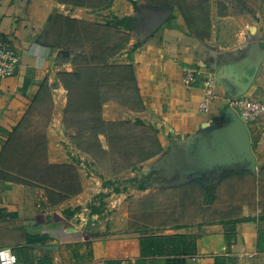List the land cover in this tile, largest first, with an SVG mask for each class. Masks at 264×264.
<instances>
[{"label":"crops","instance_id":"1","mask_svg":"<svg viewBox=\"0 0 264 264\" xmlns=\"http://www.w3.org/2000/svg\"><path fill=\"white\" fill-rule=\"evenodd\" d=\"M63 7L74 12L62 15L78 19L89 11L57 0H0V32L11 37L21 56L16 72L0 86V153L19 126L17 132L26 135L44 134L49 164H70L69 151L80 164L96 168L71 143L73 132L62 125L67 93L58 73L72 71V65L60 60L56 49L40 44L39 34L49 15L61 14L56 8ZM100 12L103 19L111 15L135 18L128 31L130 41L113 62L134 66L143 105L140 114L158 130L162 149L150 161L157 157L175 161L193 152L198 136L219 123L227 100L238 95L247 75L254 77L242 95L264 103L262 19L220 14L211 8L210 33L200 39L187 32L171 7L112 0ZM185 68L194 70L189 84L183 79ZM201 103L208 111L200 109ZM245 123L255 168L212 170L206 173L211 175L209 181L200 175H180L162 183L180 193L179 209L191 204L199 211L189 222L161 224L145 234L128 228V206L135 199L131 195L143 190L132 189L123 180L137 170L112 178L117 182L110 184L78 169L81 192L49 203L44 186L5 179L1 174L7 167L0 165V248H10L17 264H51L47 262L52 257L53 264H78L76 260L68 263V253L88 249L92 259L85 264H104L109 259L120 264H264V112ZM99 140L107 149L105 137L100 135ZM23 153L31 154L28 149ZM151 188L147 186L144 193ZM207 190L212 195L208 202ZM189 194L196 199L187 202ZM149 234L161 237L160 242L168 236L175 242L165 244L157 255L143 256L140 241Z\"/></svg>","mask_w":264,"mask_h":264},{"label":"trees","instance_id":"2","mask_svg":"<svg viewBox=\"0 0 264 264\" xmlns=\"http://www.w3.org/2000/svg\"><path fill=\"white\" fill-rule=\"evenodd\" d=\"M142 1L150 8L171 7L172 15H178L180 23L190 35L200 39L208 37L210 0ZM57 2L98 11L108 8L112 0ZM133 4L135 5L134 1ZM224 8L220 7V11ZM134 22L135 18L130 16L111 15L103 22H91L52 13L39 34L41 45L56 49L58 58L63 56L60 60L72 65V71L58 73V79L67 93L62 125L65 130L73 132L69 136L71 143L86 154L92 164L108 154H116L125 165L135 169L137 163L156 156L162 149L157 129L152 130L151 150L146 152L143 141L134 136L133 124L128 121H105L102 117V107L109 100H115L126 107L134 105V108H130L132 111L143 109L134 66L113 62L114 57L127 47L130 41L128 31ZM109 30L112 31L111 34L108 33ZM51 34L59 40L52 42L49 39ZM88 47L91 48L90 51L87 50ZM63 50L65 54H62ZM135 121V125L142 123L139 119ZM20 128L18 126L11 132L10 139L0 153V165L2 168L7 167V172H3L1 176L18 183L44 186L49 203H60L67 196L79 194L82 186L78 174L71 173L72 165L49 164L46 160L47 142L44 134L36 132L26 135L25 132H17ZM100 135L105 137L107 149L103 148ZM15 147L18 149L14 152ZM24 149L30 150L31 154L25 155ZM145 188L141 185L139 189ZM208 190L206 202L212 199ZM115 191L118 189L115 188ZM93 210L96 209L92 208ZM160 238L150 234L143 237L140 241L142 255H157L165 244L175 242L170 236L164 237L162 242L159 241ZM73 254L79 264L92 259L91 249L86 253L76 251ZM120 263L113 259L104 261V264Z\"/></svg>","mask_w":264,"mask_h":264},{"label":"rangeland","instance_id":"3","mask_svg":"<svg viewBox=\"0 0 264 264\" xmlns=\"http://www.w3.org/2000/svg\"><path fill=\"white\" fill-rule=\"evenodd\" d=\"M211 2V8L212 10L216 9L217 13H222L226 15H236V16H251L255 20H261L264 22V0H210ZM224 6V9H221L220 7ZM60 10L63 14L66 12L67 14L74 12V9H70L68 12V7L63 8H56ZM101 10L98 11H86L83 17L84 19H93L91 22H99L104 20L103 17L105 16ZM84 14V13H83ZM259 15V16H258ZM95 19V20H94ZM141 26V25H140ZM109 34L112 33L111 30L108 31ZM49 39L52 40V42H56L59 40L58 37L51 34L49 36ZM90 47L87 48L88 51H90ZM62 54H65V51H62ZM63 58V56L59 57ZM110 101V102H109ZM102 107V117L109 119V121H128L131 124L134 125L133 132L134 136L138 137L140 140L143 141V144L145 146V151H150V144L151 139L153 137V127L150 124H146L147 118L143 116V114H140V111H132L130 108H134V105H129V107L123 106L119 104L115 100H109ZM105 114V116H104ZM111 119V120H110ZM139 119L142 123H139L137 125L134 124L136 122L135 120ZM146 122V123H145ZM37 127V126H36ZM68 132V130H67ZM106 144V142H105ZM65 147V146H64ZM68 156L71 158V160L74 162L75 165L71 162L68 165H72L73 170H71V173L78 174V169L83 170V173H86L87 175H97L105 182L115 183L117 182L112 181V178H115L116 176L123 174V173H130L134 172V170H137L138 173L136 175L131 176L123 180L124 183H127L129 187L132 189L140 190V186L143 185L147 189V186H152L150 191L148 193H144V190L142 193H138L135 196V199L133 197L131 198V202L128 206V213L130 220L128 221V228L129 229H139L141 234L149 233L150 230L153 232L154 229L161 225V224H171L175 221H190L193 219L196 215V213L199 211L196 210L198 207L189 205L186 209H179L177 206V197L178 194L176 190L169 189L168 187L164 188L162 183L171 181L173 179H177L180 175L185 174L187 177H191L192 172L195 168L190 167L187 169V167H178L180 163L177 161H170V160H164L159 157L153 159L150 161V159L142 161L140 163H137L135 169L129 168L123 161L116 155V154H108L107 157L100 159L97 163H95L96 168H92L86 162H83V164H80V161L75 158V156L70 155L68 151ZM142 168H145L144 171H141ZM235 168H242V167H235ZM234 169V168H230ZM228 169V170H230ZM207 172H203L202 178L209 181L211 179V175H206ZM79 177V175H78ZM108 178V179H107ZM60 180V179H59ZM58 180V182H59ZM80 180V178H79ZM107 180V181H106ZM251 180V177H250ZM119 183V182H118ZM82 186V185H81ZM113 188L115 189L116 186L113 185ZM82 189V187H81ZM154 192V193H153ZM134 193V192H133ZM183 193V192H181ZM101 194V193H100ZM99 194V195H100ZM197 194V193H196ZM193 194H189L190 198L187 200V202H192L191 200L196 197L192 196ZM101 196V195H100ZM264 207V206H263ZM150 229H147V228ZM146 228V230H145ZM54 244V243H53ZM69 249V248H68ZM73 252V251H72ZM68 253V263L70 262H76L74 254ZM51 259V260H50ZM49 262L53 264L55 260L52 258H49ZM78 264L80 262H77ZM59 264V263H58ZM61 264H64L62 262Z\"/></svg>","mask_w":264,"mask_h":264},{"label":"water","instance_id":"4","mask_svg":"<svg viewBox=\"0 0 264 264\" xmlns=\"http://www.w3.org/2000/svg\"><path fill=\"white\" fill-rule=\"evenodd\" d=\"M253 77L254 74L247 75V81L238 95L232 97L244 94ZM193 152L192 163L196 166L194 171L197 170L196 173L192 172L194 175L202 176L203 172L235 167L246 170L255 168L248 126L230 107L221 111L219 123L208 127L198 136Z\"/></svg>","mask_w":264,"mask_h":264},{"label":"built area","instance_id":"5","mask_svg":"<svg viewBox=\"0 0 264 264\" xmlns=\"http://www.w3.org/2000/svg\"><path fill=\"white\" fill-rule=\"evenodd\" d=\"M20 62L21 56L13 46L11 37L0 32V86L4 79L16 72ZM184 73V82L191 83L194 79V70L185 68ZM226 107L232 108L244 122L252 121L264 112V103L250 99L245 95L229 98ZM200 109L208 111V107L204 103L200 104ZM77 152L79 153V151ZM0 264H17V258L10 248H0Z\"/></svg>","mask_w":264,"mask_h":264},{"label":"flooded vegetation","instance_id":"6","mask_svg":"<svg viewBox=\"0 0 264 264\" xmlns=\"http://www.w3.org/2000/svg\"><path fill=\"white\" fill-rule=\"evenodd\" d=\"M193 159H194V152H191L189 155H187V156H184V157H182V158H179V159H177V160H175L176 162L178 161L179 163H180V166L179 167H187V168H185V169H187L188 170V168H190V167H193V168H195L196 166L195 165H193Z\"/></svg>","mask_w":264,"mask_h":264}]
</instances>
